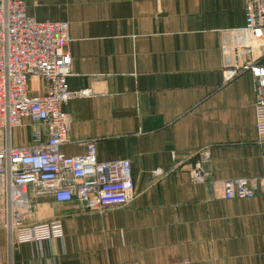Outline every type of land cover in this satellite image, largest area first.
I'll return each instance as SVG.
<instances>
[{
    "label": "crops",
    "instance_id": "0c3cea01",
    "mask_svg": "<svg viewBox=\"0 0 264 264\" xmlns=\"http://www.w3.org/2000/svg\"><path fill=\"white\" fill-rule=\"evenodd\" d=\"M38 21L69 25L72 100L67 156L97 144L99 161L129 160L135 198L87 211L33 198L26 222L62 220L63 237L16 244L0 229V264H264V138L255 76L264 41L244 38L243 0H25ZM33 93L44 82L31 81ZM16 129L12 144L30 142ZM206 181L190 171L198 154ZM248 179L250 200H224L222 184Z\"/></svg>",
    "mask_w": 264,
    "mask_h": 264
},
{
    "label": "built area",
    "instance_id": "2783aa9c",
    "mask_svg": "<svg viewBox=\"0 0 264 264\" xmlns=\"http://www.w3.org/2000/svg\"><path fill=\"white\" fill-rule=\"evenodd\" d=\"M243 1L246 24L239 33L264 41V0ZM71 41L67 23L36 20L25 0H0V229L11 249L63 237L60 219L27 224L33 198L51 196L59 205L76 201L99 212L125 207L135 198L129 160L99 161L97 144L89 140L77 142L81 155L61 151L70 144L72 126L65 106L95 95L69 87ZM240 71L255 76L256 128L264 138V63L249 60ZM33 79L44 82L43 93L32 92ZM25 127L31 128L30 142L14 146L13 132ZM198 156L190 176L193 183L203 184L211 155L203 151ZM222 197L250 200L255 192L248 179L236 178L222 184Z\"/></svg>",
    "mask_w": 264,
    "mask_h": 264
}]
</instances>
